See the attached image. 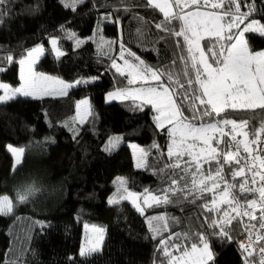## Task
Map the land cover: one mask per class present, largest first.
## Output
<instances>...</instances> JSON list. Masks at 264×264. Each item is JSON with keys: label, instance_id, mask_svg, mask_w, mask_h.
Wrapping results in <instances>:
<instances>
[{"label": "trees", "instance_id": "1", "mask_svg": "<svg viewBox=\"0 0 264 264\" xmlns=\"http://www.w3.org/2000/svg\"><path fill=\"white\" fill-rule=\"evenodd\" d=\"M145 2L83 0L73 12L61 0H9L8 15L0 23V55L11 51L19 58L26 49L42 44L46 53L37 63L38 70L71 82H91L73 87L67 96L20 97L0 105V194L12 196L30 184L38 188L13 215L0 216V264H154V260L159 264L158 239L151 238L146 217L162 212L179 221L170 223L173 231H211L201 228L206 214L199 202L149 208L144 215L130 201L108 203L116 191L113 181L117 177L125 178L128 188L137 193L164 186L152 169L135 167L128 145L130 141L143 148L154 141L166 144V135L158 134L154 127L152 112L133 111L129 101L105 100L108 91L128 86L111 67L113 58L119 61L121 40L151 66L168 65L179 52L175 38L152 23L160 22L162 14L145 7ZM255 5L254 18L264 22V0H255ZM101 13L113 18L104 24L103 32L116 40L115 45L98 48L95 42L85 40L76 47L67 33L90 36ZM246 35L253 49H264V37ZM51 36L59 38L65 51L62 57L53 54ZM3 66L7 70L0 72V79L18 86L19 66ZM84 97H89L94 115L81 125L73 118L76 103ZM231 115L247 119L250 129L264 123V110ZM114 134H121L125 142L114 151H105ZM8 144L26 148L15 170ZM85 224L103 226L105 240L100 251L80 256ZM232 237L231 242L211 238L214 264H243L238 241L245 236L237 230Z\"/></svg>", "mask_w": 264, "mask_h": 264}, {"label": "snow or ice", "instance_id": "2", "mask_svg": "<svg viewBox=\"0 0 264 264\" xmlns=\"http://www.w3.org/2000/svg\"><path fill=\"white\" fill-rule=\"evenodd\" d=\"M61 3L74 12L83 0ZM8 4L9 0H0V23L8 15ZM144 6L162 14L160 22L152 23L174 37L180 51L168 65L151 66L125 49L121 40L118 59L123 63L113 58L111 67L128 86L109 92L106 100L129 101L133 111L152 112L154 127L166 135V144L130 147L136 168L152 169L164 186L137 193L125 178L117 177L108 203L130 201L144 215L149 208L199 202L206 214L201 228L211 230L207 233L173 231L170 223L179 221L167 214L146 217L151 238L158 239L159 264H214L211 238L231 242L237 230L247 239L239 244L243 264H264V123L250 129L247 119L231 115L264 110V49H253L246 35L264 37V22L254 18L255 0H146ZM67 38L76 47L85 43L74 32ZM50 44L57 58L64 55L57 38H50ZM44 53L43 45H37L19 58L11 51L0 55V72L7 70L4 64H17L20 81L18 86L0 82V105L20 97L67 96L69 89L91 82H66L37 72L35 65ZM76 110L73 119L81 125L94 115L87 98L76 103ZM122 142V136H110L104 150L114 151ZM6 149L14 157L15 170L26 148L8 144ZM37 191L30 184L12 196L0 194V216L13 215ZM84 228L80 256L100 251L106 231L95 225Z\"/></svg>", "mask_w": 264, "mask_h": 264}, {"label": "rangeland", "instance_id": "3", "mask_svg": "<svg viewBox=\"0 0 264 264\" xmlns=\"http://www.w3.org/2000/svg\"><path fill=\"white\" fill-rule=\"evenodd\" d=\"M113 20V18H112V16L110 15V14H106V13H101L99 16H98V19H97V21H96V24H95V27H94V30H93V32H92V34L90 35V36H88V37H85V38H83V37H79V38H81V39H83L84 41L85 40H91V41H93V42H95V44L97 45V47L98 48H103V47H107V48H110V45L111 44H114L115 45V43H116V40L114 39V38H111V37H108V36H106L105 34H104V24L105 23H107V22H111ZM101 37L103 38L102 40H101ZM50 38H57L58 39V47H60V49L63 51V52H65L62 48H61V46H60V43H59V38L58 37H56V36H51ZM50 38H49V42H50ZM208 41H205V43H207ZM40 45H42V44H40ZM50 46H51V44H50ZM43 47H44V49H45V53H46V48H45V46L43 45ZM118 48H119V51H120V43H119V46H118ZM125 49H128L127 47H125ZM180 51V50H179ZM112 52V51H111ZM44 53V54H45ZM53 54L56 56V54H55V52L53 51ZM120 54V53H119ZM125 55H126V53H125ZM42 57V56H41ZM40 57V58H41ZM57 57V56H56ZM62 57V56H61ZM143 60V59H142ZM38 63V62H37ZM117 63H119V64H121L122 65V61L121 60H119V61H117ZM146 63V62H145ZM147 65H149L148 63H146ZM35 70L37 71V72H40V73H44V72H42V71H40V70H38V68H37V64L35 65ZM44 74H46V75H50V76H53V77H58V78H60V79H63V78H61V77H59V76H56V75H51V74H47V73H44ZM63 80H65V79H63ZM66 82H71V81H67V80H65ZM0 82H4V81H2L1 79H0ZM6 83H8V82H6ZM10 84V83H9ZM121 88H124V87H121ZM70 90V89H69ZM115 90V89H114ZM114 90H111V91H114ZM111 91H108L107 93H106V95H105V100H106V97H107V94L109 93V92H111ZM69 92V91H68ZM54 97H56V96H54ZM85 98H87L88 100H89V102H90V99H89V97H84V98H81L80 100H82V99H85ZM80 100H78V101H80ZM118 101V100H117ZM111 102H114V101H111ZM106 103H110V102H108L107 100H106ZM90 104H91V102H90ZM76 113H77V111H76ZM76 113H75V115H74V117H76ZM76 122H78V121H76ZM116 135H119V136H122L121 134H114L113 136H116ZM123 137V136H122ZM125 141H124V138H123V142L122 143H124ZM121 143V144H122ZM120 144V145H121ZM131 144H136V145H138V146H140V147H142L141 146V144H139L138 142H135V141H130V142H128V145L130 146ZM131 148V147H130ZM132 149V148H131ZM133 151V150H132ZM134 161H135V158H134ZM136 167V166H135ZM138 169V168H137ZM9 195V194H8ZM11 196V195H10ZM87 225H89V224H87ZM89 226H92V225H89ZM95 226H98V225H95ZM193 226V224H191V227ZM103 227V226H102ZM189 231V230H188ZM188 231H177V232H188ZM192 232H194V229L192 228V230H191ZM196 232V231H195ZM85 236H86V230H85V234H84V237H83V242H82V244L84 243V241H85ZM104 240H105V234H104ZM104 240H103V243H104ZM103 243H102V246H101V249H102V247H103ZM100 249V250H101Z\"/></svg>", "mask_w": 264, "mask_h": 264}, {"label": "built area", "instance_id": "4", "mask_svg": "<svg viewBox=\"0 0 264 264\" xmlns=\"http://www.w3.org/2000/svg\"><path fill=\"white\" fill-rule=\"evenodd\" d=\"M247 242V239H246V237H243V238H241L238 242H239V244H240V242Z\"/></svg>", "mask_w": 264, "mask_h": 264}, {"label": "crops", "instance_id": "5", "mask_svg": "<svg viewBox=\"0 0 264 264\" xmlns=\"http://www.w3.org/2000/svg\"><path fill=\"white\" fill-rule=\"evenodd\" d=\"M174 205H177V204H169V205H165V206L168 207V206H174ZM156 214H166V212L156 213Z\"/></svg>", "mask_w": 264, "mask_h": 264}]
</instances>
